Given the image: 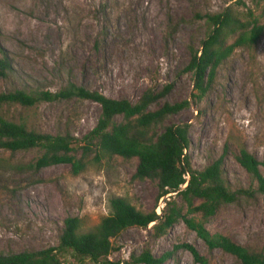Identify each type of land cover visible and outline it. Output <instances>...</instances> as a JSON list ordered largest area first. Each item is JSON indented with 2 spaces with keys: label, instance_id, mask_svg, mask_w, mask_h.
Returning a JSON list of instances; mask_svg holds the SVG:
<instances>
[{
  "label": "rangeland",
  "instance_id": "rangeland-1",
  "mask_svg": "<svg viewBox=\"0 0 264 264\" xmlns=\"http://www.w3.org/2000/svg\"><path fill=\"white\" fill-rule=\"evenodd\" d=\"M230 5L252 9L264 23V0H0V49L15 74L0 78V91L55 93L75 83L132 102L147 89L166 93L160 104L188 100L168 123L188 124L192 167L201 170L223 156L233 188L249 187L236 155L244 147L264 161V35L253 50L239 49L222 64L202 99L195 97L188 71L192 52L208 33L200 15ZM0 111L41 132L70 134L76 157L85 159L77 173L70 163L32 172L18 166L35 161L38 150L0 151V253L57 247L65 218H78L89 230L110 214L114 196L137 209L162 212L165 202L156 200V185L134 178L136 159L84 151L83 137L101 112L96 102L72 98L33 107L2 105ZM153 224L123 232L105 264H144L137 258L145 250L155 257L170 254L163 264H239L220 249L210 250L183 220L163 236ZM206 227L264 249V197L223 206ZM59 255L63 264H95L69 249Z\"/></svg>",
  "mask_w": 264,
  "mask_h": 264
},
{
  "label": "trees",
  "instance_id": "trees-1",
  "mask_svg": "<svg viewBox=\"0 0 264 264\" xmlns=\"http://www.w3.org/2000/svg\"><path fill=\"white\" fill-rule=\"evenodd\" d=\"M200 17L208 25V33L200 47L192 52L188 71L193 76L195 97L202 99L210 91L219 68L235 51H251L256 47L264 35V23L252 9L241 12L231 5L221 12ZM13 76L12 63L0 49V78ZM165 96L163 91L147 89L132 102L127 98L113 99L75 83H69L55 93L28 88L0 91V106L33 107L72 98L99 104L101 112L97 124L83 137L84 151L125 160L136 159L134 178L154 183L158 190L156 200L164 198L165 202L158 214L154 208L140 210L123 197L114 196L110 199V214L95 227L84 230L78 218L67 217L63 220L57 247L0 253V264H63L59 252L67 249L95 264H105L117 250V238L128 229L147 228L154 223L157 235L163 236L180 220L195 231L210 250L220 249L236 258L239 264H264V249H251L228 236L211 233L206 227L223 206L257 195L264 197V161L246 148H240L236 160L250 179V186L245 188H233L223 156L201 170L194 169L187 154L191 143L188 124L168 123L171 116L190 102L165 101L160 104ZM72 140L68 133L41 132L30 128L26 121L15 120L0 111V151L10 154L40 152L35 161L18 166L22 170L37 172L51 165L70 163L73 172L77 173L85 165V159L76 157ZM184 247L197 261L203 260L194 246L185 244ZM169 255L155 257L145 250L137 262L163 264Z\"/></svg>",
  "mask_w": 264,
  "mask_h": 264
},
{
  "label": "built area",
  "instance_id": "built-area-1",
  "mask_svg": "<svg viewBox=\"0 0 264 264\" xmlns=\"http://www.w3.org/2000/svg\"><path fill=\"white\" fill-rule=\"evenodd\" d=\"M186 185H187V183H186V184H184L182 188H184Z\"/></svg>",
  "mask_w": 264,
  "mask_h": 264
}]
</instances>
